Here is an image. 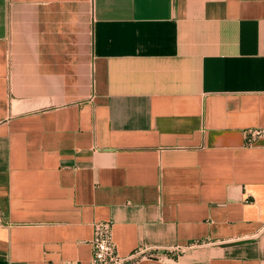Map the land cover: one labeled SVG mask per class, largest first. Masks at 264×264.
I'll return each mask as SVG.
<instances>
[{
  "label": "crops",
  "instance_id": "1",
  "mask_svg": "<svg viewBox=\"0 0 264 264\" xmlns=\"http://www.w3.org/2000/svg\"><path fill=\"white\" fill-rule=\"evenodd\" d=\"M252 127L264 0H0V264H264Z\"/></svg>",
  "mask_w": 264,
  "mask_h": 264
},
{
  "label": "built area",
  "instance_id": "2",
  "mask_svg": "<svg viewBox=\"0 0 264 264\" xmlns=\"http://www.w3.org/2000/svg\"><path fill=\"white\" fill-rule=\"evenodd\" d=\"M261 138H264V127H252L246 130L247 145H253ZM91 245V264H134L141 257L149 256L150 251V248L141 246L127 255H121L116 248L111 220H99L94 223ZM175 250L184 251V246H177L170 251Z\"/></svg>",
  "mask_w": 264,
  "mask_h": 264
}]
</instances>
